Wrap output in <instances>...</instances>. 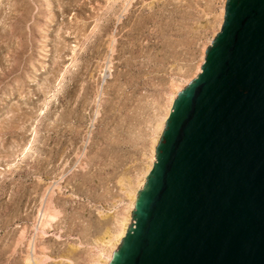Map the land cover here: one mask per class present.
<instances>
[{"label":"rangeland","instance_id":"1","mask_svg":"<svg viewBox=\"0 0 264 264\" xmlns=\"http://www.w3.org/2000/svg\"><path fill=\"white\" fill-rule=\"evenodd\" d=\"M223 5L0 0V264H26L45 201L59 216L36 236L44 264H91L125 204L118 180L143 167L168 84L198 63Z\"/></svg>","mask_w":264,"mask_h":264},{"label":"water","instance_id":"2","mask_svg":"<svg viewBox=\"0 0 264 264\" xmlns=\"http://www.w3.org/2000/svg\"><path fill=\"white\" fill-rule=\"evenodd\" d=\"M224 18L108 264H264V0Z\"/></svg>","mask_w":264,"mask_h":264},{"label":"bare ground","instance_id":"3","mask_svg":"<svg viewBox=\"0 0 264 264\" xmlns=\"http://www.w3.org/2000/svg\"><path fill=\"white\" fill-rule=\"evenodd\" d=\"M226 2L227 0H223L224 5L221 11L215 16L214 26L212 27L213 31L211 30L213 32V39L204 43L201 49V57L198 63L195 66H193L189 71L187 70L188 72L184 73V75H182L180 78L172 79L169 82L168 90L165 94V102L159 106L158 109L159 112L157 113V115H155L156 117L155 119H153L152 121L153 123L150 124L151 125L150 139L147 145L148 154L144 155V157H146L147 160L144 162L143 167L140 168L139 173L134 178L129 176H124L118 180L117 183L124 196V198H122L121 200H124L125 204L122 209L118 210L114 214L115 216L113 217L111 226L107 227L103 232V234L99 236L97 239H95L94 245H96L97 251L95 255L90 257L91 264H108L113 252L117 250V247L120 245L121 240L125 238V235L127 233L126 230L128 229V226L131 224L132 212L135 209V202L137 201L136 194L143 189L146 183V179L149 173L152 171L154 164L156 163L155 147L161 139V136L165 129V123L171 114V110L175 102V99L177 98V94H179L185 87L189 85V83H191L202 73V66L205 63L206 51L212 45L214 39L221 32V29L223 27L225 20L224 14L226 9ZM67 63H69L68 66L69 69L70 67L73 68V64L75 62L73 59L68 61ZM110 64L106 66V69L107 68L112 69L110 67ZM100 67H99V69H101V71H99L101 73L100 76H104L102 74H104L103 72L105 69L103 67L101 68ZM68 69L65 70L66 72L64 74H62L60 78L61 80L65 77V74L68 72ZM48 99L49 98H47V101H49ZM46 107H47V103H45V106H43V111ZM31 147H32L31 143L27 144V146H25L21 154H25L28 150L31 151L30 149ZM58 187L59 186H57V188ZM116 203L117 201L114 202L113 205L115 206ZM100 215H102L101 212ZM58 216H59V212L51 204H47L46 201L45 203L43 202V205H41L38 211V230L35 236L33 237V239H31L28 242V250L31 253L29 256L25 258L26 264H44L46 262V255L44 252V248L39 247L36 244V238H37L36 236L42 237L45 234V230L52 227V224L56 221Z\"/></svg>","mask_w":264,"mask_h":264}]
</instances>
